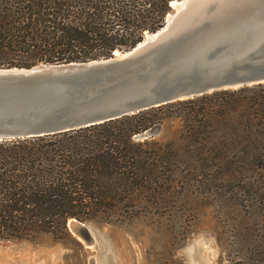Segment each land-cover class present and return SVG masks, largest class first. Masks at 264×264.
<instances>
[{
  "label": "trees",
  "instance_id": "1",
  "mask_svg": "<svg viewBox=\"0 0 264 264\" xmlns=\"http://www.w3.org/2000/svg\"><path fill=\"white\" fill-rule=\"evenodd\" d=\"M172 1L0 0V67L130 50L165 26ZM171 117L184 122L179 137L135 140ZM188 177L209 189L208 178L244 189L235 226L243 255L235 264H264V83L0 140V241L64 240L72 237L71 218L112 223L163 213L183 196Z\"/></svg>",
  "mask_w": 264,
  "mask_h": 264
},
{
  "label": "water",
  "instance_id": "2",
  "mask_svg": "<svg viewBox=\"0 0 264 264\" xmlns=\"http://www.w3.org/2000/svg\"><path fill=\"white\" fill-rule=\"evenodd\" d=\"M175 1L165 26L146 32L130 50L0 67V140L59 133L264 83V0H219L203 8L189 6L195 0ZM68 227L87 245L95 242L84 222L71 218Z\"/></svg>",
  "mask_w": 264,
  "mask_h": 264
},
{
  "label": "rangeland",
  "instance_id": "3",
  "mask_svg": "<svg viewBox=\"0 0 264 264\" xmlns=\"http://www.w3.org/2000/svg\"><path fill=\"white\" fill-rule=\"evenodd\" d=\"M183 123L167 118L135 140L165 142L180 136ZM187 179L183 196L163 213L84 222L95 238L91 245L70 229L72 237L64 240L43 234L35 241H0V264H235L243 255L235 226L244 189L220 178H208L210 189L203 178ZM233 189L239 194L229 199Z\"/></svg>",
  "mask_w": 264,
  "mask_h": 264
},
{
  "label": "bare ground",
  "instance_id": "4",
  "mask_svg": "<svg viewBox=\"0 0 264 264\" xmlns=\"http://www.w3.org/2000/svg\"><path fill=\"white\" fill-rule=\"evenodd\" d=\"M219 0H195L194 4L193 5H189V6H195V5H199L200 7H204L206 4L210 3V2H213V3H216L218 2ZM174 5H176V1L173 2ZM115 53H119L118 50L115 51ZM70 225H71V222H70ZM93 264V263H92Z\"/></svg>",
  "mask_w": 264,
  "mask_h": 264
}]
</instances>
